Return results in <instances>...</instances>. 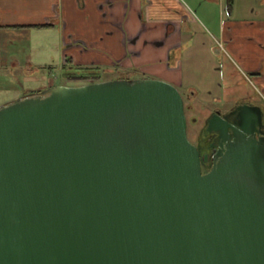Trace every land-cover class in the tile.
<instances>
[{"label": "water", "instance_id": "water-1", "mask_svg": "<svg viewBox=\"0 0 264 264\" xmlns=\"http://www.w3.org/2000/svg\"><path fill=\"white\" fill-rule=\"evenodd\" d=\"M41 94L0 107V264H264L253 109L204 173L169 81Z\"/></svg>", "mask_w": 264, "mask_h": 264}, {"label": "crops", "instance_id": "crops-1", "mask_svg": "<svg viewBox=\"0 0 264 264\" xmlns=\"http://www.w3.org/2000/svg\"><path fill=\"white\" fill-rule=\"evenodd\" d=\"M8 30L25 34L22 55L7 57L27 72L50 58L184 86L209 67L200 80L217 91L221 66H238L261 98L244 93L241 101L264 106V0H0V31Z\"/></svg>", "mask_w": 264, "mask_h": 264}, {"label": "rangeland", "instance_id": "rangeland-1", "mask_svg": "<svg viewBox=\"0 0 264 264\" xmlns=\"http://www.w3.org/2000/svg\"><path fill=\"white\" fill-rule=\"evenodd\" d=\"M23 35L25 34H21L18 30L0 31V103L16 97V95L28 89H44L49 82H52L54 86H77L91 82L112 80L118 77L117 73L105 70L107 66L87 69L85 65L73 66L70 64V67H63L59 60L50 58H43V62H37L33 66L32 72H27L26 68L28 66L24 62L12 65L11 60L7 57L9 55L7 53L12 51L22 55L19 51L27 44V39L22 38L25 37ZM117 68V66L114 67L115 70H118ZM208 68L201 76H196V79L186 81L184 86L175 84L172 80L166 79L159 74H147L149 78L166 80L178 87L184 98L188 137L191 141L195 140L215 108L223 111L229 110L241 102L245 96L244 93L253 95L259 100L261 99L260 94L257 92L258 90L255 88L257 82L253 79L252 81H244L245 74L239 70L238 66H221V70H218L220 73L219 82L221 83L217 91H215L216 87L212 86V84L208 86L209 80L205 82L200 80V77L203 78V74L211 72ZM66 72H75L78 77L70 78L69 75L65 74ZM213 76L212 73L209 78ZM137 77H144V75L138 73ZM250 77L252 78V75ZM238 81L240 83H237ZM231 82L235 84L234 88L230 87ZM189 83L197 87L198 92L187 89ZM207 89L211 91H207Z\"/></svg>", "mask_w": 264, "mask_h": 264}, {"label": "flooded vegetation", "instance_id": "flooded-vegetation-1", "mask_svg": "<svg viewBox=\"0 0 264 264\" xmlns=\"http://www.w3.org/2000/svg\"><path fill=\"white\" fill-rule=\"evenodd\" d=\"M117 78H126V79H134L139 78L135 72H125V74L118 75ZM116 78V79H117ZM140 78H149L148 76L140 77ZM52 82H49L48 85L44 89H28L23 93H19L16 97H12L7 101L1 102L0 107L7 105L17 99H21L24 97H37L41 96V91L53 87ZM8 90V89H7ZM256 105L258 102L256 100L245 99V101L239 102L234 107L229 110H220L215 108L209 117L207 118L203 128L200 130L199 134L195 138L194 143L200 151L201 161H202V170L204 173L208 172L214 164V158L219 154V152L225 151L228 144L231 142H235L237 140V132L239 129V124L243 120V115H247V113H251L249 109H253L252 118L257 122L256 114ZM264 110V106H262ZM215 112H220L222 116L227 117L228 122L218 118L215 122H209V119ZM251 129L253 130V134H248L247 137L261 138L264 137V127H261V124L256 123Z\"/></svg>", "mask_w": 264, "mask_h": 264}, {"label": "trees", "instance_id": "trees-1", "mask_svg": "<svg viewBox=\"0 0 264 264\" xmlns=\"http://www.w3.org/2000/svg\"><path fill=\"white\" fill-rule=\"evenodd\" d=\"M40 27H44V26H46L45 24L44 25H39ZM89 69H91V68H89ZM67 75H69L70 76V78H72V77H78V75L74 72V73H70V74H67ZM144 76H145V74H143ZM98 76V75H97Z\"/></svg>", "mask_w": 264, "mask_h": 264}]
</instances>
